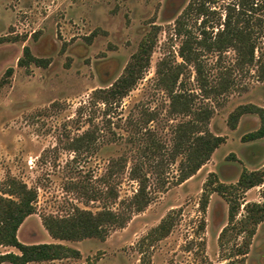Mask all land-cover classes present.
<instances>
[{"label": "rangeland", "instance_id": "374dc122", "mask_svg": "<svg viewBox=\"0 0 264 264\" xmlns=\"http://www.w3.org/2000/svg\"><path fill=\"white\" fill-rule=\"evenodd\" d=\"M241 3L246 12L240 17ZM229 6L234 20L250 23L256 58L264 61V0H0V38L6 40L0 45V182L12 175L38 191L37 212L19 229L22 242H59L81 252L77 259L31 264L227 262L219 237L228 224L229 205L212 191L211 175L231 185L245 169L264 170V138L244 139L260 127V117L246 114L236 129L228 122L241 105L264 108V79L257 66H239L232 47L220 50L216 44ZM153 30L150 66L128 95L106 102L96 93L122 76ZM186 40L201 71L180 55ZM26 47L45 66H20ZM162 61L182 64L176 92L184 93L193 109L208 106L213 111L209 130L225 138L185 182L179 181L184 156L174 159V129L192 116L171 112L172 99L158 81ZM10 68L14 72L7 76ZM220 85L225 86L222 94L207 98ZM120 159L127 162L125 171L115 170L109 178L119 198L94 194L108 191L102 178ZM136 165L147 175L151 203L126 227L112 230L106 240L61 241L49 234L46 216L67 217L76 207L94 213L122 210L123 201L140 187L131 175ZM205 192L209 203L203 212ZM240 198L239 217L246 203L264 202V184ZM173 211L170 235L145 240ZM10 251L18 252L0 248ZM245 264H264V223Z\"/></svg>", "mask_w": 264, "mask_h": 264}, {"label": "trees", "instance_id": "16d2710c", "mask_svg": "<svg viewBox=\"0 0 264 264\" xmlns=\"http://www.w3.org/2000/svg\"><path fill=\"white\" fill-rule=\"evenodd\" d=\"M240 17L246 12L244 4H240ZM236 8V7H234ZM254 8V7H252ZM236 10V9H233ZM237 14V15H238ZM243 14V15H241ZM238 15V17H239ZM245 21V22H244ZM233 19V13L229 6L224 29L219 31L216 44L220 50L232 47L237 54L239 66H257V72L264 79V61L262 57L256 58V42L253 37L252 27L245 19ZM156 31L150 32L140 43L138 51L131 57L125 67L122 76L109 88L98 91L106 102L121 99L129 94L144 71L150 66L156 44ZM6 40L0 38V45ZM180 55L187 63H196L197 59L190 52V42L184 41L180 47ZM35 63L45 66L43 59L36 58L29 47L24 50V57L19 59V65L23 67ZM182 64L172 65L162 61L157 67L158 81L172 99L171 112L183 115H191L192 118L178 123L174 129V159L179 154L184 156L181 161L179 181L185 182L195 176L202 167L211 160L215 151L225 143V138L213 134L209 128V121L213 111L208 107L193 109L189 99L184 93L176 92L181 77ZM13 68L8 69L7 76H11ZM225 86L220 85L213 92L208 91L207 98L212 94H222ZM211 90V89H210ZM256 114L260 117V127L245 135L246 141H255L264 138V108L256 105H241L236 108L229 117V126L236 129L242 116ZM127 167L125 159L115 160L111 171L102 180L108 185L105 193L96 191L94 194L100 197L108 194L118 199V193L110 184L109 178L114 171L124 172ZM132 178L139 181L138 192L127 201H123L122 210L114 211L104 208L96 213L76 207L74 212L67 217L46 216L43 224L49 234L61 241H82L87 238L106 240L112 230L127 226L132 216L143 212L151 203L148 194V178L142 174V167L136 165L131 172ZM210 180L214 187L213 192L220 194L229 205L228 224L220 233V245L228 252L225 264H245V258L250 252L253 239L258 227L264 223V202H248L244 206V215L239 217L242 207L240 196L246 191L264 184V170L250 171L245 169L236 184L227 185L217 180L216 174ZM209 184V183H208ZM207 184V186H209ZM38 191L28 186L27 183L15 176H8L0 182V248L13 247L18 252H0V264H31L53 262L65 259H77L81 257L78 249L59 242L24 243L19 239V229L25 220L37 212ZM209 194L204 193L201 209L207 211ZM174 211L169 213L162 222L154 227L145 240L157 242L168 237L174 228ZM92 264V263H91Z\"/></svg>", "mask_w": 264, "mask_h": 264}]
</instances>
